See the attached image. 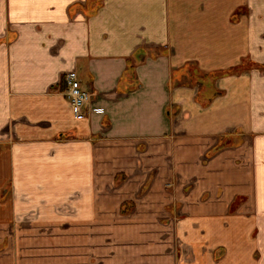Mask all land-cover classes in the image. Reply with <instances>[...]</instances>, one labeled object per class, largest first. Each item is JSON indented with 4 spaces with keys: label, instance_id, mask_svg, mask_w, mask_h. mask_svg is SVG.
<instances>
[{
    "label": "crops",
    "instance_id": "obj_1",
    "mask_svg": "<svg viewBox=\"0 0 264 264\" xmlns=\"http://www.w3.org/2000/svg\"><path fill=\"white\" fill-rule=\"evenodd\" d=\"M0 264H264V0H0Z\"/></svg>",
    "mask_w": 264,
    "mask_h": 264
},
{
    "label": "built area",
    "instance_id": "obj_2",
    "mask_svg": "<svg viewBox=\"0 0 264 264\" xmlns=\"http://www.w3.org/2000/svg\"><path fill=\"white\" fill-rule=\"evenodd\" d=\"M67 90L66 95L70 101L75 115L78 118H84L86 109L90 105L92 94L85 88L78 77L76 71H71L66 75Z\"/></svg>",
    "mask_w": 264,
    "mask_h": 264
}]
</instances>
